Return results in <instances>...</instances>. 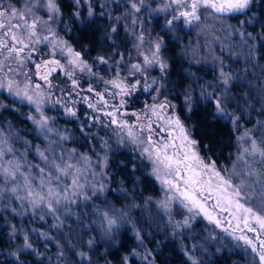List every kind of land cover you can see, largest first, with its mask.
I'll return each mask as SVG.
<instances>
[{"label": "snow or ice", "instance_id": "snow-or-ice-1", "mask_svg": "<svg viewBox=\"0 0 264 264\" xmlns=\"http://www.w3.org/2000/svg\"><path fill=\"white\" fill-rule=\"evenodd\" d=\"M153 224L185 264L217 230L264 264V0H0V264H112L129 227L116 264H157Z\"/></svg>", "mask_w": 264, "mask_h": 264}, {"label": "trees", "instance_id": "trees-1", "mask_svg": "<svg viewBox=\"0 0 264 264\" xmlns=\"http://www.w3.org/2000/svg\"><path fill=\"white\" fill-rule=\"evenodd\" d=\"M64 3H67V0H63ZM233 24L236 23L235 20L231 21ZM99 28V31L96 32L95 37L92 36L91 31L88 33V40L89 41H94V43L90 44V51H88L87 55L88 57L96 56L98 54H105L109 52L108 49V44L102 39L104 29L106 27V22H104L103 19H99L97 21V25L94 26ZM120 36L124 37V32L123 29L121 28L120 31ZM72 37L74 40H79L80 37V32L76 30V26L73 28L72 32ZM182 37V44L184 45H192L194 42L193 34L192 31L189 32L188 34L181 33ZM82 47V45H80ZM193 47V45H192ZM100 49H104V52H101ZM170 55H175V52L170 53ZM186 66V63L185 65ZM181 69V62L177 59L176 64H175V70L173 71L171 75V80L173 83H176L179 77L176 75V72L180 71ZM7 119H11V117H7ZM194 120H198L197 117H193ZM69 126H71L69 124ZM74 126H71L70 129H72ZM196 134L199 135L201 133V129L197 127L195 130ZM100 135H102L100 133ZM105 136V135H102ZM224 140L227 139V135L225 134L222 137ZM83 150V149H81ZM219 151V149H218ZM228 151H230V148L224 150L225 156L227 155ZM125 155H128V153H125ZM223 163V161H221ZM159 193L158 186L155 187V190L153 191L152 186H149L148 191L144 192V197H147L149 195L151 196H157ZM111 199V196L109 197ZM117 207H120L119 204L116 205ZM152 216H155V208L152 209ZM134 217H139V223L138 226H143L145 228V231L149 230V225H148V214L147 213H142L140 210H137L133 213ZM156 223H159V220L156 221ZM204 227V222H201L197 228H196V234L203 239V236L207 235V232L203 231ZM152 232L155 238H148L145 240V245L149 249H155V256L157 257V264H185L186 258L183 255L182 252L179 250V242H172L170 240L165 239V235L163 233H157L155 230V224L152 226ZM4 229H0V235L3 234ZM220 235V234H219ZM223 237L222 235H220ZM224 238V237H223ZM119 241H120V247L118 249H113L112 254L108 257L109 259L112 260V264H116V261L119 259V256L125 254V250H130L136 245V241L133 239L131 235V230L130 227L128 231H121V234L119 236ZM156 239H159L163 243L161 246L157 247L156 246ZM224 240L227 242L226 246L224 248L223 254L219 257L212 256L211 261L212 264H252V257L250 254H246L244 249L241 248H235L233 245L235 243L230 242L226 238ZM183 243L187 244L189 248L192 246V241L191 240H184ZM220 245L216 242H213L210 246V251L215 252V249L219 247ZM229 248L232 250L229 251ZM143 251V250H141ZM196 255H200V253H196ZM97 264H104V260H99ZM132 264H142V262L137 259V258H132Z\"/></svg>", "mask_w": 264, "mask_h": 264}, {"label": "rangeland", "instance_id": "rangeland-1", "mask_svg": "<svg viewBox=\"0 0 264 264\" xmlns=\"http://www.w3.org/2000/svg\"><path fill=\"white\" fill-rule=\"evenodd\" d=\"M94 2H96V0H94ZM86 8H87V5H85V10H86ZM109 8H110V10H112L113 11V13L115 14V15H119V12L120 11H122L123 9H122V7L119 9V10H117L116 9V7L114 6V5H109ZM85 14H86V11H85ZM104 20V22H106V25L109 23V21L107 20V19H103ZM121 24H123V21H121ZM123 29V28H122ZM192 34H193V38H194V42H193V47H192V45H190L192 48H196V46L198 45V44H202L203 42H204V37L203 36H200V37H198L197 36V29H195V28H193L192 30ZM124 32V31H123ZM197 55H200L201 53H199V52H197L196 53ZM92 57H94V56H92ZM92 57H89V58H92ZM61 79H63V78H61ZM143 101V98H141V102ZM83 110H86V109H83L82 108V111ZM71 126H74L73 124H70ZM60 126L61 127H64L65 126V124H64V121H63V118H61V120H60ZM71 126H69V124H67V127L68 128H70ZM101 134L102 135H111V133H109L108 132V130L107 129H104V130H102L101 131ZM97 147H98V145H97ZM158 189H159V187H158ZM177 218H179V217H177ZM209 227H211V226H209ZM217 232L220 234V235H222L223 237H224V234L222 233V232H219V230H217ZM224 238H226L227 240H229L230 242H233V243H236L235 241H231L230 240V238H227V237H224ZM241 249H244L243 248V246H241L240 247Z\"/></svg>", "mask_w": 264, "mask_h": 264}]
</instances>
